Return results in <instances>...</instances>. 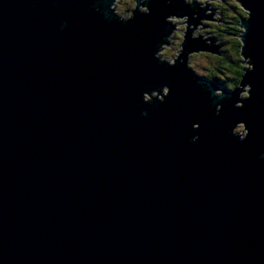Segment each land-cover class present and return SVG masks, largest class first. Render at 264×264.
Returning <instances> with one entry per match:
<instances>
[{
	"label": "water",
	"instance_id": "95a60500",
	"mask_svg": "<svg viewBox=\"0 0 264 264\" xmlns=\"http://www.w3.org/2000/svg\"><path fill=\"white\" fill-rule=\"evenodd\" d=\"M235 1L241 56L254 53L253 89L264 90V0ZM91 2L0 0V264H264V101L253 92L236 110L225 91L213 118L191 72L151 60L175 27L163 0L128 32ZM209 10L193 6L188 23ZM181 31L188 66L195 52L223 55L218 37ZM163 82L164 104L140 102ZM238 120L242 143L225 133ZM192 122L200 139L189 144Z\"/></svg>",
	"mask_w": 264,
	"mask_h": 264
},
{
	"label": "clouds",
	"instance_id": "9594fccd",
	"mask_svg": "<svg viewBox=\"0 0 264 264\" xmlns=\"http://www.w3.org/2000/svg\"><path fill=\"white\" fill-rule=\"evenodd\" d=\"M163 2L164 6L171 10L168 15L164 16V24L175 25V27L164 28L150 49L151 60L157 67H166L168 69L183 68L191 72L193 77L191 83L193 86H198L200 98L204 99L206 96H210L208 107L211 109V116L213 118L220 116L224 104L228 100V96L224 95L225 91L235 94L236 99L233 101L232 107L236 110H243L245 108L243 101L250 99L253 92H255L259 100L264 101V90L260 88L253 89V77L251 73L255 70V55L250 50L245 53L247 59L243 64V78H237V80L233 81L234 88L232 90H228L223 85L215 89H209L208 85L214 80L205 79L202 75L196 74L189 68L184 58L185 50L182 46L184 34L181 30L190 31V38L192 40L202 37L204 32L207 31L203 25L208 23V21L201 20L199 24H189V13L193 6L204 8L211 0H179V2L177 0H163ZM58 3L59 0H52L51 7L53 10L56 9ZM153 4L154 0H92L85 10L105 17L108 23L113 24L119 31L128 32L131 30L135 20L151 14ZM30 7L35 8L36 4L32 3ZM245 8L248 17L246 20H250L252 15L251 8L246 6ZM105 9L109 10L110 15L105 16ZM68 23L69 21L67 19L62 20L57 30L64 31ZM245 34L246 29L242 27L240 30V38L242 39ZM178 35L181 37L179 40L176 39ZM144 37L145 34L141 32L137 38L143 41ZM246 76L247 82L244 79ZM171 91V86L167 82L153 83L146 89L140 91L139 99L142 104L148 107H155L157 104H164L170 96ZM190 99V97H186V100ZM180 110L182 112H189V103L182 104ZM189 115L191 116L192 113L189 112ZM140 116L144 119L148 118L149 112L147 108L141 109ZM190 127L194 134L188 137V143L193 144L200 139V123L192 122ZM225 133L233 137L237 143H242L249 137L250 130L246 121L238 120L225 128ZM257 159L264 161V151L258 153Z\"/></svg>",
	"mask_w": 264,
	"mask_h": 264
},
{
	"label": "rangeland",
	"instance_id": "374dc122",
	"mask_svg": "<svg viewBox=\"0 0 264 264\" xmlns=\"http://www.w3.org/2000/svg\"><path fill=\"white\" fill-rule=\"evenodd\" d=\"M234 4L238 5V7L241 8V6L235 0H211L210 3L206 4V7L208 9L211 8L208 11L207 15H211L212 19L211 20L208 19L207 20L208 23L203 25V27L207 30L204 32L203 37L204 38H209L212 36L218 37L219 38L218 43L222 44V48L225 49L227 55L229 56L231 55L229 57V59L231 60L235 59L237 56L236 54V49H238L237 46L238 45L241 46V42H239L240 39L238 37L240 32L236 30L230 31V28L226 26V25H230L236 28L237 26L234 25V23H236L234 20L241 19V17H238V15L239 12L242 10L233 7ZM223 15L225 16V19L232 22V24L224 23L222 20ZM180 38L181 37L179 35L176 37V39L178 40ZM243 61H245V59L241 57L239 65H241L242 67L244 64ZM189 66L192 69H194V71L197 74L202 75L205 78H209L208 76H211L214 79L218 78L220 82L219 84L223 83L222 79H226L225 76L230 78L235 76L233 74H229L230 71L227 70L228 68L227 69L225 68L226 67L225 63L224 64L221 63L219 56H216L212 53L195 52L191 54L189 56ZM225 84L228 85L230 84V82L226 81ZM227 87L229 88V86Z\"/></svg>",
	"mask_w": 264,
	"mask_h": 264
},
{
	"label": "trees",
	"instance_id": "16d2710c",
	"mask_svg": "<svg viewBox=\"0 0 264 264\" xmlns=\"http://www.w3.org/2000/svg\"><path fill=\"white\" fill-rule=\"evenodd\" d=\"M233 7H235L236 9L238 8V9H240V10H242L240 7H238V5H235L234 4V6ZM244 11L242 10V11H240L239 12V15H238V17H243V16H245V14L243 13ZM236 23H234V25L235 26H237L236 28H234V27H230V31H232V30H236V31H238V32H240V29H239V26H238V22H240V20H234ZM232 24V23H231ZM234 34V33H233ZM224 42V41H223ZM240 42V41H239ZM238 42V43H239ZM238 47V49H236V54H237V56H236V58L235 59H233V60H231V59H229V57L231 56H229V55H227L226 54V51H225V49H222V50H224V55L225 56H221V57H219V59L221 60V63H225V65H226V69L227 70H229L230 72H229V74H233V75H235L234 77H232V78H230V77H227V76H225V78L226 79H222V81H223V83H221V84H219L220 82H219V79L218 78H216V79H214L215 81H216V83H218L219 85H223V86H225L226 88H227V86H229V87H231L232 89L234 88V85L232 84L233 83V81H235V80H237V78H239V79H241L242 78V75H243V67L241 66V65H239L240 64V59H241V51H240V46L238 45L237 46ZM209 78L208 79H211L212 77L211 76H208ZM226 81H229L231 84H228V85H226L225 84V82ZM228 89H230V88H228Z\"/></svg>",
	"mask_w": 264,
	"mask_h": 264
},
{
	"label": "flooded vegetation",
	"instance_id": "af4514ba",
	"mask_svg": "<svg viewBox=\"0 0 264 264\" xmlns=\"http://www.w3.org/2000/svg\"><path fill=\"white\" fill-rule=\"evenodd\" d=\"M198 10H199V8H198ZM214 10H216V9H214ZM222 12H223V11H222ZM221 14H222V13H221ZM222 18H223L222 20H223L224 23H226V24H227V23H228V24H229V23H232V22H230L229 20L225 19V16H224V15H223ZM238 24H239V23H238ZM226 26L229 27V28L231 27L230 25H226ZM222 49H223V48H222ZM222 52H223V53H222V54H223L222 56H224V50H222ZM216 56H217V55H216ZM219 57H221V56H219ZM212 80H214V78H212ZM214 81H215V80H214ZM215 82H216V81H215ZM231 83H232V82H231ZM231 83H230V84H231ZM232 84H233V83H232ZM227 88H228V87H227ZM229 88L232 89L231 87H229Z\"/></svg>",
	"mask_w": 264,
	"mask_h": 264
},
{
	"label": "bare ground",
	"instance_id": "6f19581e",
	"mask_svg": "<svg viewBox=\"0 0 264 264\" xmlns=\"http://www.w3.org/2000/svg\"><path fill=\"white\" fill-rule=\"evenodd\" d=\"M206 7V6H205ZM211 9V8H210Z\"/></svg>",
	"mask_w": 264,
	"mask_h": 264
}]
</instances>
